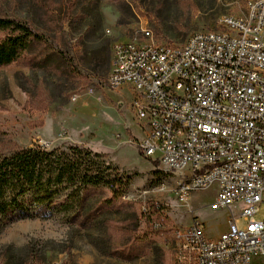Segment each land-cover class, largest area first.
Instances as JSON below:
<instances>
[{"label": "rangeland", "instance_id": "374dc122", "mask_svg": "<svg viewBox=\"0 0 264 264\" xmlns=\"http://www.w3.org/2000/svg\"><path fill=\"white\" fill-rule=\"evenodd\" d=\"M247 1L0 0V16L43 36L31 54L0 67V154L73 145L128 182L122 197L100 185L75 223L59 214L12 222L0 231V264H174L175 231L193 217L211 239L228 231L229 211L213 206L216 185L192 193L191 208L179 202L182 175L141 153L133 91L112 90L108 77L114 46L141 27L158 45H181L221 29L223 16L241 17Z\"/></svg>", "mask_w": 264, "mask_h": 264}, {"label": "built area", "instance_id": "2783aa9c", "mask_svg": "<svg viewBox=\"0 0 264 264\" xmlns=\"http://www.w3.org/2000/svg\"><path fill=\"white\" fill-rule=\"evenodd\" d=\"M219 23L181 45H158L141 27L114 46L108 77L112 90L133 91L141 153L182 175L179 202L216 185L213 206L230 213L217 239L197 218L175 231L174 264H264V0Z\"/></svg>", "mask_w": 264, "mask_h": 264}, {"label": "trees", "instance_id": "16d2710c", "mask_svg": "<svg viewBox=\"0 0 264 264\" xmlns=\"http://www.w3.org/2000/svg\"><path fill=\"white\" fill-rule=\"evenodd\" d=\"M43 36L16 18L0 16V67L34 51ZM102 157L77 146H35L0 154V231L16 220L64 215L68 223L83 216L88 196L108 188L122 197L127 180L108 173Z\"/></svg>", "mask_w": 264, "mask_h": 264}, {"label": "crops", "instance_id": "0c3cea01", "mask_svg": "<svg viewBox=\"0 0 264 264\" xmlns=\"http://www.w3.org/2000/svg\"><path fill=\"white\" fill-rule=\"evenodd\" d=\"M140 128H141V130L143 131V133H141L142 135H140V140H142L144 137H145V135H146V130H143L142 129V127H141V124H140ZM134 132L136 133V129L134 130ZM185 205H187L188 207H192V204H191V196H190V198H189V202L187 203V204H185ZM193 218H195V217H193ZM190 226V225H189ZM188 226V227H189ZM187 227V228H188ZM217 238H219V236H217L215 239H217Z\"/></svg>", "mask_w": 264, "mask_h": 264}, {"label": "bare ground", "instance_id": "6f19581e", "mask_svg": "<svg viewBox=\"0 0 264 264\" xmlns=\"http://www.w3.org/2000/svg\"><path fill=\"white\" fill-rule=\"evenodd\" d=\"M167 171H170V172H172V170H167ZM176 175H177V174H176ZM180 180H182V179H180ZM180 183H182V181H181Z\"/></svg>", "mask_w": 264, "mask_h": 264}]
</instances>
